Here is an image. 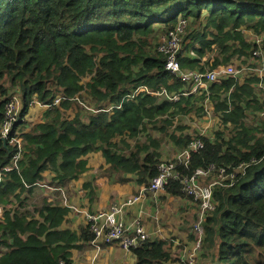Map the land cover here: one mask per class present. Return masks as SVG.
Wrapping results in <instances>:
<instances>
[{"label": "trees", "instance_id": "obj_1", "mask_svg": "<svg viewBox=\"0 0 264 264\" xmlns=\"http://www.w3.org/2000/svg\"><path fill=\"white\" fill-rule=\"evenodd\" d=\"M179 19L187 23L177 54L182 68L213 70L241 58L233 62L239 68L236 63L242 64L256 48L245 34H264V0H0V130L13 95L20 97L22 107L10 137L27 126L32 104L64 98L47 109L43 122L21 134L18 172L3 174L0 205L13 206L14 199L31 196L32 189L24 185L41 181L46 173L50 184L69 191V184L88 171V155L96 152L108 166L103 174L111 182H125L130 175L137 185L148 186L158 175L160 141L149 137V146L136 143L123 153L129 149L124 137L135 138L138 129L143 133L156 118L201 108L208 98L230 135L220 130L213 139L200 138L203 148L176 170L189 177L213 164L231 174L243 165L232 184L223 181L213 188L216 206L203 224L204 242L213 248V264H264V120L245 122L249 113L264 111V101L254 94L260 80L252 74L230 77L209 85L198 98L184 95L187 86L164 70V56L151 45L157 32L166 33ZM260 47L264 50V43ZM139 86L182 95L177 101L147 93L125 99ZM82 90L95 101L96 110L106 103L120 107L96 114L73 112L67 118ZM167 120L162 123L169 126ZM170 139L180 150L192 141L186 136ZM5 141L3 146L0 140V170L12 164L16 150ZM86 188L94 194L91 185ZM180 189L174 181L164 188L166 195L183 198ZM44 202L37 219L17 208L4 212L0 264H73L70 250L92 240L88 225L78 232L60 228L67 209L59 200L44 197ZM169 242L148 240L133 249L135 264L171 261Z\"/></svg>", "mask_w": 264, "mask_h": 264}, {"label": "built area", "instance_id": "obj_2", "mask_svg": "<svg viewBox=\"0 0 264 264\" xmlns=\"http://www.w3.org/2000/svg\"><path fill=\"white\" fill-rule=\"evenodd\" d=\"M186 26L187 23L183 19H179L172 29L159 36L156 45V51L165 58L164 70L171 77L187 86V92L184 95L194 96L200 93H206L207 87L209 85L220 84L230 77L242 79V76L246 75L247 71L248 74H252L260 80V83L257 85V87L262 90L264 94V50L260 47L259 42L255 43L256 48L252 50L251 55L246 61V64L244 66H240L239 68L235 67L233 64H228L226 66H218L213 70L207 71L184 69L177 60V54L181 48V41L185 33ZM140 93H147L150 96L162 97L167 101H177L182 95L168 92L163 88L152 92L147 90L144 86H139L131 93L125 95V99L131 100ZM63 100V96L57 95L51 104L43 106L46 109L55 106L58 107ZM74 100L78 101V98L76 97ZM208 102L210 104V112H207V115H210L214 112L212 104L210 101ZM120 104L117 106L106 103L101 110H96L93 108L89 109L88 111H90L91 114H96L100 111L111 112L113 108H119ZM32 105L30 106L29 110L31 109ZM21 107V99L18 95H13L11 101L5 107V119L0 130L1 137L5 140L9 139L10 144H15L16 150L12 158V164L10 166H5L0 170V183L4 180V173L10 172L12 170H16V172H18V161L20 160L23 153L22 140L20 136L29 129H17L14 132V135L11 137L10 134L15 122L17 121ZM27 117L28 114L25 116V119ZM166 118L173 119L174 117L170 118L166 116ZM144 122L149 123L147 120H144ZM141 134L142 131L140 132L138 129V133L135 138L129 139L124 137L129 149L123 153H126L128 150H132L134 148V145L138 142V140H140ZM203 137L204 135L202 133L195 140H192L187 148L182 150V152L173 160L168 162L161 161L157 168L158 175L153 178L148 186H140L135 195L130 196L123 202L111 205L106 210L89 212L77 206L71 201L67 190L59 185L50 184L51 176L49 174L44 175L41 181L31 186L24 185V187L27 190L32 189V192L46 194L50 198V202L55 199L59 200L62 206L68 209L71 214L74 216H79L81 218V223L83 225H88V229L92 234V240L89 242V244L97 252L100 251L101 246L107 247L111 246L112 244H118L124 251L131 252L133 249H137L146 243L149 240L150 234L142 223V218L144 219V212L142 208H139L135 217L132 218L130 222H125L124 220L126 211L132 206L141 205L149 197L156 200L158 193L164 192L165 186H167L171 181L178 182L181 185L180 192L186 195V197L197 202L199 205V214L197 215L196 223L192 228L195 235V241L191 249L192 253L189 256L187 262L184 263L194 264V258H197L204 241L205 231L203 224L206 220V217L211 215L210 213L215 209L216 206L213 200V188L222 185L219 182H216L214 186L212 184L202 185L200 180L203 178H209L211 176H218V178L229 181L232 184V180L236 176V173L241 172L243 167V165H239L233 173L226 174L223 168L217 169L213 164H211L207 167V169L195 170V172L189 177L181 176V174L176 170V166H186L191 154L203 148V142L200 139ZM119 140V138L116 139V142L118 143ZM132 141L133 144L130 143ZM122 149H124V147H122ZM31 200V197H28L26 202L30 205ZM13 202L15 203V201ZM10 209L11 206L0 205V222L4 220V212L9 211ZM15 209L16 207L13 210ZM23 209H20L19 212L27 213L29 215V212ZM28 218H32V216L29 215Z\"/></svg>", "mask_w": 264, "mask_h": 264}, {"label": "crops", "instance_id": "obj_3", "mask_svg": "<svg viewBox=\"0 0 264 264\" xmlns=\"http://www.w3.org/2000/svg\"><path fill=\"white\" fill-rule=\"evenodd\" d=\"M261 99L260 101H264L263 97ZM46 111L47 109L43 105L34 103L27 113L28 117L25 119L27 126L24 129H29L31 125L43 122ZM262 114H264V111ZM87 166L88 171L69 184L68 194L74 204L89 212L106 210L111 205L123 202L130 196L135 195L140 188L135 183V178L130 175L126 176L127 181L121 183L108 180L103 174L108 166L105 164L100 152L88 155ZM44 175H47V173ZM87 184L91 185L94 194H88ZM90 195L93 197L92 202L89 199ZM186 204L187 202L184 199L166 195L164 190V192L158 193L156 200L149 197L141 205L129 208L124 215V220L130 222L139 208H142L144 212L142 223L150 234L149 240L170 241L173 243V247L189 246L191 243L187 239L188 235L184 225L185 216L187 215ZM83 226L81 218L74 216L67 209L60 228L78 232ZM77 246L78 248L70 250V259L73 264H135L133 254L124 251L118 244L107 247L101 246L98 252L89 243L79 242ZM169 263L170 261L166 264Z\"/></svg>", "mask_w": 264, "mask_h": 264}, {"label": "rangeland", "instance_id": "obj_4", "mask_svg": "<svg viewBox=\"0 0 264 264\" xmlns=\"http://www.w3.org/2000/svg\"><path fill=\"white\" fill-rule=\"evenodd\" d=\"M162 35V32H157V34L154 36V39L151 41V45L153 48L157 45L158 37ZM247 40L250 43H256L259 42L260 45L264 43V34L260 36H256L255 34H252L251 32H247L246 34ZM151 46V47H152ZM190 57L194 58L195 55L191 52ZM248 57L245 59H242V64L238 63L240 62L241 58H234L230 64H233L235 60L238 62L236 64H239L241 66H244L246 64ZM248 74V71L246 72ZM247 76V75H246ZM88 81V78L83 79L82 83L83 85ZM202 93L194 95V97H200ZM254 94L257 97V99L264 98L263 91L260 90L258 87L255 88ZM78 102H74L76 104L74 111H68L65 113V116L67 118H72L74 116L73 112H79L84 115L89 109L94 108L95 101L91 99L88 94L85 92V90H82L80 94L78 95ZM264 100V99H263ZM201 108L196 107L191 112L184 114V115H175L173 119H168L167 121L171 124L167 126L166 124L162 123L163 120L166 119V116L163 118L155 119L152 123H149L145 127V131L140 135V140H138L137 143L140 145H150V140L148 139L151 137L152 140L160 141V157L162 162H168L173 160L176 156H178L182 150L178 148L175 143L170 139V136H175L177 138H180L182 136L190 137L191 140H195L200 134L203 133V138H212L214 137V134L216 131H222L224 136L230 135V130L228 128H223L221 124L219 123L218 119L216 118V115L214 113L207 115V112H210V104L207 99L205 101L201 102ZM80 109H78V108ZM262 121L264 120V114L261 115V113H258V115L254 116L251 113H249L248 117L246 118L245 122L248 125H251L253 121ZM161 128L160 130H158ZM30 129V128H29ZM133 144V141L130 142ZM98 174V171H97ZM224 179L218 178V176H211L209 178H203L200 180V183L202 185H210L213 186L216 184V182H223ZM4 182V181H3ZM1 182V183H3ZM31 204L29 205L26 201L27 199H14L15 203L13 202V206H11L10 211H12L15 207L19 211L20 209L27 210L29 212V215L32 216V218H37L38 212L42 205H44L46 202L42 203V200H44V197L48 198V202H50V198L46 194H41L40 192H32L31 196ZM185 202H187V215L185 216L184 225L186 227V233L188 235V241L191 243L189 246H171V256L172 259L169 264H184L187 262L189 256L191 255L192 251V245L194 244L195 235L193 233V226L196 223L197 215L199 214V205L197 202L193 201L191 198H186V195L182 198ZM53 200V199H52ZM21 201L23 205H21ZM28 208V209H26ZM155 225V224H154ZM206 237V234H204V238ZM205 240V239H204ZM173 245V243H172ZM179 256H182L181 258ZM194 264H213V248L207 242L203 241L202 247L197 255V258H194Z\"/></svg>", "mask_w": 264, "mask_h": 264}, {"label": "water", "instance_id": "obj_5", "mask_svg": "<svg viewBox=\"0 0 264 264\" xmlns=\"http://www.w3.org/2000/svg\"><path fill=\"white\" fill-rule=\"evenodd\" d=\"M0 140H1V142L3 143V146H5V145H6V141H5V139L1 137Z\"/></svg>", "mask_w": 264, "mask_h": 264}]
</instances>
